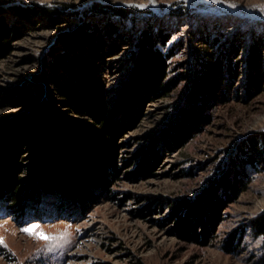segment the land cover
<instances>
[{
	"label": "rangeland",
	"instance_id": "374dc122",
	"mask_svg": "<svg viewBox=\"0 0 264 264\" xmlns=\"http://www.w3.org/2000/svg\"><path fill=\"white\" fill-rule=\"evenodd\" d=\"M33 5L56 8L61 22L14 12ZM0 12L12 27L0 52V125L43 102L65 111L43 78L66 76L49 67L62 52L67 66L94 78L105 113L120 125L118 170L106 187L93 184L83 197L40 187L32 198L26 191L20 211L0 198V264H263L264 234L253 224L264 214V169L250 142L264 131V0H0ZM85 24L94 51L74 40L73 50L64 49L57 37ZM147 28L161 30L155 48L166 63L157 79L165 87L151 90L149 77L136 74L138 37ZM205 50L220 61L214 94L194 89ZM24 87L31 95L22 101L16 91ZM21 145L19 170L32 179L44 146ZM211 186L225 204L207 232L198 223L191 238L178 223L196 221L189 206ZM203 203L205 223L210 203ZM174 205L183 206L177 218ZM31 224L53 239L21 231Z\"/></svg>",
	"mask_w": 264,
	"mask_h": 264
},
{
	"label": "trees",
	"instance_id": "16d2710c",
	"mask_svg": "<svg viewBox=\"0 0 264 264\" xmlns=\"http://www.w3.org/2000/svg\"><path fill=\"white\" fill-rule=\"evenodd\" d=\"M109 11L121 16L128 13V10L123 8H112ZM14 12L23 19H31L33 14L41 13L52 24L61 22L56 8L33 5L14 8ZM87 27L85 24L72 33L62 32L57 40L62 43L64 49L73 50L74 40L92 52L97 41L90 40L91 34L87 35ZM11 28L0 17V52H5L9 48ZM161 35V30L152 32L147 28L138 37L136 74L149 77L151 83L149 86L145 84L147 90L165 87V83L157 81L158 78L165 77L166 66L164 55L155 48V43ZM87 40L90 44H87ZM203 52L202 73L193 78L194 89L200 94H204L205 91L214 94L222 73L220 61L212 60V52L208 50ZM67 57L68 53H57L49 63L51 68L60 67L61 72L66 73L64 78L43 74V78L53 82L54 86L50 91L66 106L65 111L52 109L43 102L32 108V115L19 118L12 124L0 125V198L9 200L11 206L18 211L24 209L26 191L31 198L35 197L40 187L47 192L83 197L93 184L106 187L111 175L118 170L115 163V139L120 125L105 113L103 91L94 78L81 74L82 70L81 72L75 70L71 65L67 66ZM252 60L256 65L254 55ZM35 87L36 90L42 89L40 84ZM16 92L22 101L31 95L25 87ZM72 116L84 119H74ZM87 121L91 126L94 125V130L87 128ZM259 140L262 142L261 148L257 146ZM21 143L31 151L36 150L40 143L44 146L42 154L37 156L34 165L35 176L32 179L21 175L19 170V160L22 157ZM250 148L255 152L253 157L260 159L261 168L264 169V131L258 132V136L251 139ZM205 198L207 202L209 201L210 207H207L209 219L204 223L202 218L206 210V206L203 205ZM224 204L225 201L217 195L215 187L211 186L201 199L189 206L190 214L196 221L189 217L180 220L179 230L191 238H196V226L203 223V231L207 232L209 224H213L214 213ZM181 207L183 206L174 205L172 217L179 216ZM253 227L257 234H264V214L254 221Z\"/></svg>",
	"mask_w": 264,
	"mask_h": 264
},
{
	"label": "snow or ice",
	"instance_id": "6c2138e0",
	"mask_svg": "<svg viewBox=\"0 0 264 264\" xmlns=\"http://www.w3.org/2000/svg\"><path fill=\"white\" fill-rule=\"evenodd\" d=\"M39 229L40 226L38 224H31L27 227H23L21 231L26 235L34 237L39 240L48 241L53 239V237L47 235L46 233H44L42 230ZM4 244H5L4 238L0 236V245H4Z\"/></svg>",
	"mask_w": 264,
	"mask_h": 264
}]
</instances>
